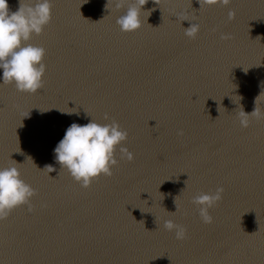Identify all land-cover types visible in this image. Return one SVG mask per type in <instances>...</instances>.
Wrapping results in <instances>:
<instances>
[{
  "label": "water",
  "instance_id": "obj_1",
  "mask_svg": "<svg viewBox=\"0 0 264 264\" xmlns=\"http://www.w3.org/2000/svg\"><path fill=\"white\" fill-rule=\"evenodd\" d=\"M51 2V23L30 41L46 49L43 89L19 92L0 70V168L18 167L37 193L32 212L0 220V264H264V119L244 128L237 117L260 95L264 112V0H149L133 33L107 0ZM180 13L199 24L195 39ZM91 119H115L134 159L117 148L112 175L84 188L54 150ZM217 187L223 199L205 224L191 200ZM168 219L186 239L164 229Z\"/></svg>",
  "mask_w": 264,
  "mask_h": 264
},
{
  "label": "clouds",
  "instance_id": "obj_2",
  "mask_svg": "<svg viewBox=\"0 0 264 264\" xmlns=\"http://www.w3.org/2000/svg\"><path fill=\"white\" fill-rule=\"evenodd\" d=\"M148 2L149 0H134V2L107 0L106 8L110 11L109 6L117 11L123 9L124 14L116 19V24L121 32L133 33L142 27V14L147 21L151 11H154V9L143 10ZM153 2L157 4L158 0H153ZM197 2L200 8L205 5L228 7L232 0H197ZM53 6L51 0H30V2L19 0L18 10L13 12L10 10L7 0H0L2 82L14 84L19 92L35 94L44 87L43 77L46 73V65L43 61L46 49L33 45L30 41L33 35L43 34L44 29L51 23ZM235 16V11L230 10L227 18L232 21ZM181 17L184 18L181 19ZM177 19H181V22L189 21L184 13L178 14ZM199 29L198 23L191 22L190 27L184 28V34L189 39H195ZM233 38L231 34H220L222 41ZM259 97L255 101L256 107L250 115L246 114L242 107L239 108L237 117L241 127H248L251 117L264 119V112H261L257 106ZM104 119H109L107 114ZM177 134L184 135L182 130ZM127 139L128 132L115 119H112L108 124H99L92 119L86 125L73 123L67 128L63 139L54 150L56 162L61 166V170H67L75 182L80 183L81 187L87 188L93 179L101 175L108 177L112 175V168L118 166L117 148H119L120 159H127L129 162L134 159V154L128 148L121 147L127 142ZM15 164L17 163L13 161V165ZM45 169L49 173L55 171V168L50 165ZM224 191L223 187H217L214 193L201 192L192 198L191 203L196 206L203 223H213L210 209L222 201ZM36 195V190L21 178L18 167L0 168V220L6 219L15 208L20 206L27 205L28 211L32 212L31 199ZM177 197L174 203L178 210ZM170 214L174 215L175 213ZM139 223H143V221ZM163 227L167 231H174L177 240L187 238V229L182 224L168 219L164 221Z\"/></svg>",
  "mask_w": 264,
  "mask_h": 264
}]
</instances>
